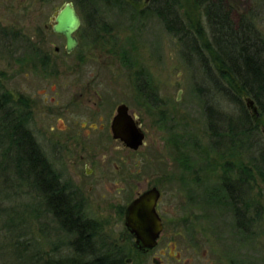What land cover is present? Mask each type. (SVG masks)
<instances>
[{
	"label": "rangeland",
	"instance_id": "rangeland-1",
	"mask_svg": "<svg viewBox=\"0 0 264 264\" xmlns=\"http://www.w3.org/2000/svg\"><path fill=\"white\" fill-rule=\"evenodd\" d=\"M230 1L242 12L255 8L253 0ZM69 2L82 25L75 34L79 44L68 54L52 18ZM117 2L121 8L113 0H0L3 85L14 99L22 97L32 138L60 182L76 193L83 215L98 228L97 240L122 250L128 264H264V182L253 152L231 144L227 133L241 110L211 89L200 65L186 62L179 39L151 11L152 0ZM182 7L203 25L193 0ZM258 11L264 36V8ZM241 98L259 118L253 99ZM121 104L145 133L136 152L114 142L109 131ZM208 109L218 113L213 125L219 136L209 126ZM262 122L252 135L260 149ZM240 167L255 174L246 216L242 207L243 229L224 188ZM13 175L5 185L0 178V264H44L50 255L70 253L73 237L45 197ZM153 187L162 195L163 233L157 247L143 253L124 213Z\"/></svg>",
	"mask_w": 264,
	"mask_h": 264
},
{
	"label": "trees",
	"instance_id": "trees-1",
	"mask_svg": "<svg viewBox=\"0 0 264 264\" xmlns=\"http://www.w3.org/2000/svg\"><path fill=\"white\" fill-rule=\"evenodd\" d=\"M113 1L116 7L121 8L117 0ZM131 1L139 4L142 0ZM183 1L152 0L151 11L179 39L186 62L200 65L211 83V89L233 104L236 102L242 113L228 122L230 142L239 143L240 149L247 150V153L253 152L257 174L264 182V149L258 147L257 139L252 136L258 132L260 123L264 122V36L256 22L259 7L264 8V0H253L255 8L245 12L237 9L230 0H193L201 13L203 25L184 11ZM4 35L0 29V38ZM5 77L0 71L2 184L5 185L7 176L13 172L20 182H26L28 188L45 197L47 209L60 223L61 229L73 237L68 243L70 253L62 257L50 255L44 264H128L122 250H110L101 240H97V226L83 215V206L76 202V193L60 182L44 158L26 127L27 116L23 111L26 105L22 97L14 99L11 96L13 94L4 87ZM242 96L253 99L260 113L259 118L249 114L245 104L240 101ZM217 114L208 109L209 126L214 136L220 135L215 129L216 123L213 125ZM242 136H246L245 142ZM254 175L248 167H240L235 181H224L227 197L235 209L241 228H245L246 221L242 207L245 216L252 207L248 182L255 181ZM250 176L253 179H249Z\"/></svg>",
	"mask_w": 264,
	"mask_h": 264
},
{
	"label": "water",
	"instance_id": "water-1",
	"mask_svg": "<svg viewBox=\"0 0 264 264\" xmlns=\"http://www.w3.org/2000/svg\"><path fill=\"white\" fill-rule=\"evenodd\" d=\"M52 22L53 32L63 36L66 40V52H73L79 44L75 34L82 25L74 3H65L54 14ZM112 133L115 139L121 140L128 148L135 151L145 142L144 132L124 104L118 108L117 115L112 122ZM160 197V191L153 188L133 200L126 210L125 225L135 238L136 248L143 253L157 247L163 231L162 220L157 212Z\"/></svg>",
	"mask_w": 264,
	"mask_h": 264
},
{
	"label": "flooded vegetation",
	"instance_id": "flooded-vegetation-1",
	"mask_svg": "<svg viewBox=\"0 0 264 264\" xmlns=\"http://www.w3.org/2000/svg\"><path fill=\"white\" fill-rule=\"evenodd\" d=\"M77 37V36H76ZM58 50V49H57ZM69 54V53H68ZM121 105H123V104H121ZM121 105H119L118 106V108L121 106ZM125 105V104H124ZM127 106V105H126ZM128 107V106H127ZM118 108H117V111H118ZM129 108V107H128ZM117 111H116V114L114 115V117H113V119H112V121H111V124H110V129H109V131L111 132V136H112V139H113V141L114 142H120L121 144H123L128 150H130V151H133V152H136V151H138V150H132V149H130V148H128L126 145H125V143L124 142H122L121 140H119V139H115L114 137H113V133H112V122H113V120H114V118H115V116L117 115ZM129 113L131 114V116L135 119V121L137 122V125L142 129V124H141V122L139 121V119L135 116V115H133V113H131V111H130V108H129ZM91 129L92 130H96L97 129V126L96 127H91ZM142 131H143V129H142ZM144 132V131H143ZM145 134V133H144ZM146 138V137H145ZM145 144V143H144ZM144 146V145H143ZM153 188H155V187H153ZM152 188V189H153ZM158 189V188H157ZM149 190H151V189H149ZM159 190V189H158ZM146 191H148V190H146ZM145 191V192H146ZM144 192H142V193H139L138 195H137V197H139L141 194H143ZM161 193V192H160ZM162 196V195H161ZM136 197V198H137ZM135 198V199H136ZM134 199V200H135ZM160 199H161V197H160ZM160 199H159V201H158V204H157V212H158V214H159V216H160V218H161V220H162V224H163V219H162V217H161V215H160V213H159V211H158V209H159V204H160ZM131 204V203H130ZM129 206V205H128ZM127 210V209H126ZM125 216H126V211H125ZM163 233V232H162ZM162 233H161V236H162ZM161 236H160V238H161ZM160 238H159V240H158V242L160 241Z\"/></svg>",
	"mask_w": 264,
	"mask_h": 264
}]
</instances>
